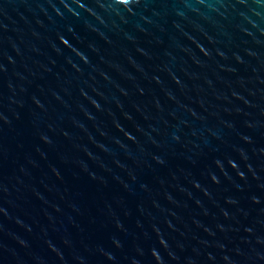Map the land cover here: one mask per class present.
Listing matches in <instances>:
<instances>
[{
	"label": "water",
	"instance_id": "water-1",
	"mask_svg": "<svg viewBox=\"0 0 264 264\" xmlns=\"http://www.w3.org/2000/svg\"><path fill=\"white\" fill-rule=\"evenodd\" d=\"M0 264H264V0H0Z\"/></svg>",
	"mask_w": 264,
	"mask_h": 264
},
{
	"label": "clouds",
	"instance_id": "clouds-1",
	"mask_svg": "<svg viewBox=\"0 0 264 264\" xmlns=\"http://www.w3.org/2000/svg\"><path fill=\"white\" fill-rule=\"evenodd\" d=\"M119 2L122 3V4L127 5V4L130 2V0H119ZM62 42H63V41H62ZM229 165H230L231 167L235 168V164H232L231 161H229ZM217 167H220L219 163H217ZM211 179H212V181H213L214 183L216 182V177H215V176H212ZM161 243H163V241H161Z\"/></svg>",
	"mask_w": 264,
	"mask_h": 264
}]
</instances>
